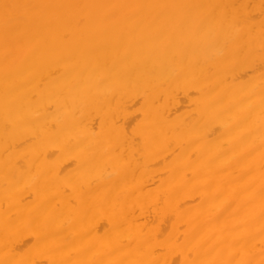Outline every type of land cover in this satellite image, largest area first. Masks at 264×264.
Returning <instances> with one entry per match:
<instances>
[{
  "label": "bare ground",
  "instance_id": "obj_1",
  "mask_svg": "<svg viewBox=\"0 0 264 264\" xmlns=\"http://www.w3.org/2000/svg\"><path fill=\"white\" fill-rule=\"evenodd\" d=\"M0 264H264V0H0Z\"/></svg>",
  "mask_w": 264,
  "mask_h": 264
},
{
  "label": "snow or ice",
  "instance_id": "obj_2",
  "mask_svg": "<svg viewBox=\"0 0 264 264\" xmlns=\"http://www.w3.org/2000/svg\"><path fill=\"white\" fill-rule=\"evenodd\" d=\"M6 8L8 7V6H5Z\"/></svg>",
  "mask_w": 264,
  "mask_h": 264
}]
</instances>
